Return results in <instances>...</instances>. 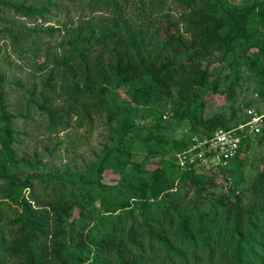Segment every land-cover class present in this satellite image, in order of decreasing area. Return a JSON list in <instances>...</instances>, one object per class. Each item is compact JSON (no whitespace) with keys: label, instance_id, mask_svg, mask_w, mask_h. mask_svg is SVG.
Listing matches in <instances>:
<instances>
[{"label":"trees","instance_id":"obj_1","mask_svg":"<svg viewBox=\"0 0 264 264\" xmlns=\"http://www.w3.org/2000/svg\"><path fill=\"white\" fill-rule=\"evenodd\" d=\"M52 9L81 17L63 30L24 21ZM0 41L33 57L41 86L17 111L30 119L35 108L49 133L104 115L119 123L126 147L139 107L150 117L168 105L181 119L216 90L212 57L219 53L234 63L245 58L264 103V0H0ZM3 58L0 44V264H264V126L210 172L167 157L181 150L176 142L159 157L149 146L140 162L120 156L119 145L107 147L83 173L57 171L39 152L22 150L8 86L23 85L8 80ZM235 83L228 85L230 100ZM246 120L232 107L231 118L209 117L201 137ZM253 139L261 154L249 184L229 185L232 196L214 193L216 173L234 168L243 180L242 154ZM57 146L44 147L51 158ZM107 171L120 173L117 192L124 199L123 188L129 191L133 206L110 199ZM93 183L103 191L98 207L79 194Z\"/></svg>","mask_w":264,"mask_h":264},{"label":"rangeland","instance_id":"obj_2","mask_svg":"<svg viewBox=\"0 0 264 264\" xmlns=\"http://www.w3.org/2000/svg\"><path fill=\"white\" fill-rule=\"evenodd\" d=\"M59 1L64 4V0ZM228 1L239 4L247 3L249 0ZM172 7L175 9V14H178L176 6L173 5ZM80 17L77 11L66 15L62 9H52L44 19L39 18L34 22L28 19L24 21L27 25L39 30L49 27L63 30V23L67 21L75 25ZM54 35L56 36L57 32ZM0 44L4 48V55L6 56L1 60V68L5 70L8 80L18 81L23 85L12 84L8 86L9 109L14 116V127L21 133L22 150L30 156L34 151L39 152L44 160L51 161L53 169L55 168L57 171L67 168L70 171L83 173L88 166L95 163L103 155L107 147L118 145L120 156H128L133 161L140 162L145 159L149 146L153 148V153L159 157L162 149L172 147V143L176 142L181 146V150L172 151L167 154V157L176 156L175 159L177 160V155L188 149L193 138L202 136L203 124L209 117L222 114L226 118H231L232 107L235 110V115L244 114L248 108H255L257 111L264 109V103L257 93L255 77L248 68L245 58L243 57L240 62L234 63L230 53L225 56L219 53L212 57V59H216L212 63L215 74L219 73L216 90L198 97L192 102L189 112L181 119L174 117L173 111L168 105L158 107L161 114L150 117L145 116L143 108L139 107L136 116L133 118V131L126 139L129 141L126 147L120 145L122 142L119 141L121 139L119 123L113 121L109 124L104 115L95 117L90 125L84 124L81 127H76L73 124L56 133H49L40 126L39 123L43 121V117L38 114L35 108L30 110V119H24V115L22 116L17 111L28 97V92L39 89L41 86V77L34 71L33 57L30 53L19 56L9 41H0ZM249 57L252 55L249 54ZM235 80L234 98L230 100L228 98V85ZM254 139L242 154L246 158L242 167L243 180L237 182V171L234 168L227 175L216 173L217 185L212 188L214 193L223 190L232 196V191L228 190L229 185L243 187L249 184L255 174L254 166L261 154V148ZM55 142H58V146L51 158L44 147L47 146L50 149ZM151 164L153 165V163ZM212 169L209 167L199 168L203 172H210ZM119 177L120 173L113 171H107L103 176L102 181L109 186L108 189H111L110 199L123 201L129 206H133L135 199L129 191L123 188L124 199L117 192V189L121 188L117 182ZM102 193L99 185L94 183L85 185L79 192L80 197L92 198L97 207Z\"/></svg>","mask_w":264,"mask_h":264},{"label":"built area","instance_id":"obj_3","mask_svg":"<svg viewBox=\"0 0 264 264\" xmlns=\"http://www.w3.org/2000/svg\"><path fill=\"white\" fill-rule=\"evenodd\" d=\"M247 120L231 128L218 127L209 135L193 138L186 151L177 155L182 167L215 168L227 164L239 152L243 138L259 133L264 126V109L248 108Z\"/></svg>","mask_w":264,"mask_h":264}]
</instances>
